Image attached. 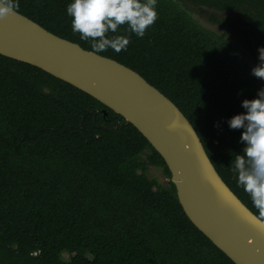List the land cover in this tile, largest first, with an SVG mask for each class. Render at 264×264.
<instances>
[{
  "label": "trees",
  "instance_id": "trees-1",
  "mask_svg": "<svg viewBox=\"0 0 264 264\" xmlns=\"http://www.w3.org/2000/svg\"><path fill=\"white\" fill-rule=\"evenodd\" d=\"M70 0H18L17 12L93 51L71 28ZM143 38L121 26L127 49L98 53L139 73L195 129L214 168L255 215L232 163L243 112L264 82L221 25L231 13L256 65L264 0H157ZM255 42L252 46L249 39ZM161 170L166 184L147 175ZM64 254L67 257H64ZM0 264H235L184 213L159 153L121 115L33 65L0 55Z\"/></svg>",
  "mask_w": 264,
  "mask_h": 264
},
{
  "label": "water",
  "instance_id": "water-1",
  "mask_svg": "<svg viewBox=\"0 0 264 264\" xmlns=\"http://www.w3.org/2000/svg\"><path fill=\"white\" fill-rule=\"evenodd\" d=\"M0 55L38 67L121 115L163 158L192 224L235 264H264L256 215L222 180L180 109L139 73L16 10L0 18Z\"/></svg>",
  "mask_w": 264,
  "mask_h": 264
},
{
  "label": "clouds",
  "instance_id": "clouds-1",
  "mask_svg": "<svg viewBox=\"0 0 264 264\" xmlns=\"http://www.w3.org/2000/svg\"><path fill=\"white\" fill-rule=\"evenodd\" d=\"M18 0H0V18L18 8ZM71 17V28L80 39L91 41L94 53L109 48L119 53L127 49L128 35L117 33L121 26L126 32L143 38L158 18L157 0H70L65 8ZM259 64L252 75L264 79V46L258 47ZM243 112L227 119L230 129L240 130L242 154H237L232 169L239 188L249 197L256 210L258 227L264 228V87L251 99H242Z\"/></svg>",
  "mask_w": 264,
  "mask_h": 264
},
{
  "label": "rangeland",
  "instance_id": "rangeland-1",
  "mask_svg": "<svg viewBox=\"0 0 264 264\" xmlns=\"http://www.w3.org/2000/svg\"><path fill=\"white\" fill-rule=\"evenodd\" d=\"M194 17L206 28L216 32V33H224L226 35L227 40H229L236 50L241 54L242 59L246 63V65L252 70L254 66H257L254 62L252 55L246 50L244 43L241 40V37L234 32L233 28L229 25H233L235 30H241L240 26L234 19V15L231 13L222 14L220 18L223 20L221 25L218 24H210L208 23L204 17H200L199 15H194ZM249 42L252 46H254L255 42L252 38L249 39ZM264 82V79H261ZM147 175L151 178L158 179L161 183L166 184L167 177L162 174L161 170L157 167L148 166L147 167ZM64 257H67L64 254Z\"/></svg>",
  "mask_w": 264,
  "mask_h": 264
}]
</instances>
